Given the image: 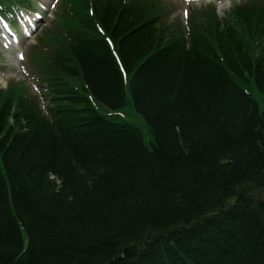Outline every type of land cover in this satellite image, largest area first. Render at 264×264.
Instances as JSON below:
<instances>
[{
    "label": "trees",
    "instance_id": "trees-1",
    "mask_svg": "<svg viewBox=\"0 0 264 264\" xmlns=\"http://www.w3.org/2000/svg\"><path fill=\"white\" fill-rule=\"evenodd\" d=\"M173 13L62 0L32 57L44 106L0 87V264H264V0ZM127 89L150 144L94 105Z\"/></svg>",
    "mask_w": 264,
    "mask_h": 264
},
{
    "label": "rangeland",
    "instance_id": "rangeland-1",
    "mask_svg": "<svg viewBox=\"0 0 264 264\" xmlns=\"http://www.w3.org/2000/svg\"><path fill=\"white\" fill-rule=\"evenodd\" d=\"M242 0H164L166 5L174 13L172 14V20L179 19L182 23L186 24L189 21L188 16L192 15L194 11H200L203 7L207 5H214L218 9V13L221 17H224L232 7L240 3ZM50 5V3H49ZM48 5V7H49ZM57 8H53L49 15H47V21L42 25L43 28L46 26H51L56 15ZM55 11V12H54ZM41 27V30L43 29ZM33 36L32 39L23 41L19 45V49H13L8 51L3 47H0V87L5 88L8 83L12 80L25 82V84L30 89L31 93L39 95L40 91L34 86L35 81H32L29 73L31 72L32 61L29 58L24 61L21 58V54L24 51V55L30 54V49L35 44L39 43L38 36L40 31ZM36 84V83H35ZM255 98L258 101L259 109L264 112V94L261 92H254ZM95 107L100 111L101 114L107 116L111 120L117 122H128L141 130L145 141L150 144L153 137L150 133L149 127L145 122L144 118L138 113L135 108L134 102L127 89V104L119 110H111L102 107L98 103H94ZM2 162L0 161V165Z\"/></svg>",
    "mask_w": 264,
    "mask_h": 264
},
{
    "label": "bare ground",
    "instance_id": "bare-ground-1",
    "mask_svg": "<svg viewBox=\"0 0 264 264\" xmlns=\"http://www.w3.org/2000/svg\"><path fill=\"white\" fill-rule=\"evenodd\" d=\"M261 191H262V190L259 188L257 193L259 194Z\"/></svg>",
    "mask_w": 264,
    "mask_h": 264
}]
</instances>
